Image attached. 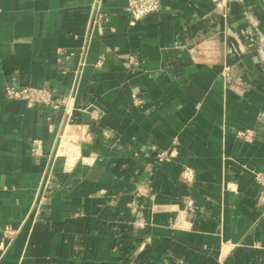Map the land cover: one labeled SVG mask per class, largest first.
I'll use <instances>...</instances> for the list:
<instances>
[{
	"label": "crops",
	"instance_id": "0c3cea01",
	"mask_svg": "<svg viewBox=\"0 0 264 264\" xmlns=\"http://www.w3.org/2000/svg\"><path fill=\"white\" fill-rule=\"evenodd\" d=\"M128 5L0 0V264H264V0Z\"/></svg>",
	"mask_w": 264,
	"mask_h": 264
},
{
	"label": "built area",
	"instance_id": "2783aa9c",
	"mask_svg": "<svg viewBox=\"0 0 264 264\" xmlns=\"http://www.w3.org/2000/svg\"><path fill=\"white\" fill-rule=\"evenodd\" d=\"M161 9V0H129L128 13L135 21H140L147 16L158 14ZM107 21V16L98 8L96 14L92 18L90 28L86 31L85 40L80 50V54L84 57L85 61L88 55V50L90 42L92 39L93 29L97 25H102ZM57 55L59 57H64L69 59L73 54L71 52H66L65 50H58ZM85 61L82 63L83 68L85 67ZM81 76V73H79ZM77 90L74 91L68 97H63L53 93L47 88H7L5 95L8 101L24 102L28 108L35 107H45L51 109L53 112L63 115L64 118L69 119L75 113V101H76ZM136 103L140 100L135 99ZM93 120H99L100 114L96 112L91 113ZM254 137L253 133L250 131L239 132L237 138L240 140L250 141ZM91 136L86 135L83 137L82 142H90ZM191 177L190 172L185 171L182 178L189 181ZM256 182L261 187L262 191L258 197V206L264 207V172L256 176ZM17 234V230L13 229L11 226H7L3 231V242L0 246V250L6 251L10 246V243Z\"/></svg>",
	"mask_w": 264,
	"mask_h": 264
}]
</instances>
